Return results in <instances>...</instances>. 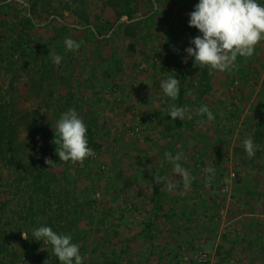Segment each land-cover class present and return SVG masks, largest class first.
<instances>
[{
	"label": "rangeland",
	"instance_id": "374dc122",
	"mask_svg": "<svg viewBox=\"0 0 264 264\" xmlns=\"http://www.w3.org/2000/svg\"><path fill=\"white\" fill-rule=\"evenodd\" d=\"M198 2L0 0V264H32L34 246L59 264L29 238L49 224L78 237L84 264H264V36L231 71L184 63ZM122 4L132 16L118 20ZM69 38L78 51H66ZM169 75L180 80L174 101L160 87ZM170 104L186 118L168 117ZM72 108L102 145L76 164L51 142Z\"/></svg>",
	"mask_w": 264,
	"mask_h": 264
},
{
	"label": "clouds",
	"instance_id": "9594fccd",
	"mask_svg": "<svg viewBox=\"0 0 264 264\" xmlns=\"http://www.w3.org/2000/svg\"><path fill=\"white\" fill-rule=\"evenodd\" d=\"M188 15V26L196 28L200 35L190 39L191 46L184 50L187 55L183 62L187 63L191 58L194 68H207L209 72L231 71L239 58L247 59L254 55L256 46L264 36V4L258 0H199ZM64 44L66 51L76 52L80 48V44L70 38ZM61 60V56H53L54 64L59 65ZM160 87L169 100L178 99V78L169 75L161 81ZM166 112L172 120H183L187 110L170 104ZM198 114L206 115L208 121L215 119L207 105H201ZM187 118L191 116L187 115ZM199 123L203 124L204 121ZM53 130L51 142L56 145L55 154L59 161L83 163L86 157L95 155L87 141V125L74 108L60 114ZM243 147L249 158L255 156L258 148L252 137L244 139ZM165 156L173 160L171 154L165 153ZM45 163L49 167L56 164L50 158H45ZM204 171L214 173L212 167ZM184 175L187 176L186 171ZM154 182L159 183V178L154 176ZM22 236L28 240L27 233L22 232ZM32 237L51 245L59 264H84L85 257L81 255L79 245L73 242L71 234L58 233L50 226L40 225L32 230ZM44 264H50V260L46 259Z\"/></svg>",
	"mask_w": 264,
	"mask_h": 264
},
{
	"label": "trees",
	"instance_id": "16d2710c",
	"mask_svg": "<svg viewBox=\"0 0 264 264\" xmlns=\"http://www.w3.org/2000/svg\"><path fill=\"white\" fill-rule=\"evenodd\" d=\"M118 1L120 2L122 0H118ZM126 5L127 4H122V8L124 10H122V8H121V11L120 12H117V18H118V20L121 18V16L123 14H127L130 17L132 16V12H130L129 10L126 9ZM131 47L134 49V44H131ZM203 81H204V84L202 83V87H204L205 89H207V88L209 89V87L211 85V76L209 74L208 75H204ZM182 92H184L183 89L181 90V93ZM202 93L204 94V92H202ZM86 125H87V133H86V136H87V141H88L89 146L92 149H94V150H97V151L98 150H101L102 145L100 144V142L97 141V139L95 137V130H92L89 124H86ZM9 139H10V136L8 137V140ZM8 140H6V143L8 142ZM2 144H5V139H4V137H2V135H0V150L3 149ZM40 169H41V167L39 165L31 166L29 168V172H32L33 173V178L30 179V184H31V186H34V190L36 191L35 192L36 194L38 193V189H37V179H38V177H36V176L41 172ZM80 210H81V213H84L83 207H81ZM49 226H52V225L49 224ZM29 238H30V241H33L32 233H30V237ZM73 238H75L73 240L78 239V237H76V236H73ZM33 249H34L33 251L35 252V254L31 258V260H33V263L32 264H44V261L46 259L50 260L46 256L47 254H41V253L37 252L38 251L37 250V246H34ZM8 250L9 249H8L7 243H5V241H2L1 240L0 241V256H3L5 254H7ZM50 264H52V261L51 260H50Z\"/></svg>",
	"mask_w": 264,
	"mask_h": 264
},
{
	"label": "built area",
	"instance_id": "2783aa9c",
	"mask_svg": "<svg viewBox=\"0 0 264 264\" xmlns=\"http://www.w3.org/2000/svg\"><path fill=\"white\" fill-rule=\"evenodd\" d=\"M233 175H235V174H233ZM207 256L206 255H204L201 259H200V261H205L207 258H206Z\"/></svg>",
	"mask_w": 264,
	"mask_h": 264
},
{
	"label": "crops",
	"instance_id": "0c3cea01",
	"mask_svg": "<svg viewBox=\"0 0 264 264\" xmlns=\"http://www.w3.org/2000/svg\"><path fill=\"white\" fill-rule=\"evenodd\" d=\"M157 224V223H156ZM158 228H156V230H157ZM153 231H155V230H153Z\"/></svg>",
	"mask_w": 264,
	"mask_h": 264
}]
</instances>
